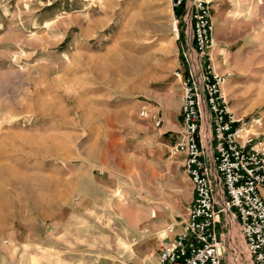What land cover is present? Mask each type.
Here are the masks:
<instances>
[{
  "label": "rangeland",
  "instance_id": "374dc122",
  "mask_svg": "<svg viewBox=\"0 0 264 264\" xmlns=\"http://www.w3.org/2000/svg\"><path fill=\"white\" fill-rule=\"evenodd\" d=\"M211 6L226 61L247 63L227 77L231 106L256 114L264 0ZM186 15L171 0H0V264L158 262L193 191L165 131L193 46ZM238 20L243 32H223ZM233 236L222 264H251Z\"/></svg>",
  "mask_w": 264,
  "mask_h": 264
},
{
  "label": "built area",
  "instance_id": "2783aa9c",
  "mask_svg": "<svg viewBox=\"0 0 264 264\" xmlns=\"http://www.w3.org/2000/svg\"><path fill=\"white\" fill-rule=\"evenodd\" d=\"M171 3L187 13L193 46L176 72L183 85V125L170 154L182 159L194 197L181 233L162 244L157 264H222L221 215L223 227L239 230L251 264H264V109L238 116L231 106L225 84L233 74L217 72L209 53L215 32L211 1ZM140 116L162 124L147 108Z\"/></svg>",
  "mask_w": 264,
  "mask_h": 264
},
{
  "label": "crops",
  "instance_id": "0c3cea01",
  "mask_svg": "<svg viewBox=\"0 0 264 264\" xmlns=\"http://www.w3.org/2000/svg\"><path fill=\"white\" fill-rule=\"evenodd\" d=\"M210 1L212 3L213 0H210ZM222 28H223V32H228V33L229 32H243L244 31V23L239 22V20H238L234 24L223 25ZM214 33H215L214 34V42H213L212 46L210 47V52H209L212 59H213L214 67H215L217 72L225 73L228 71L234 75V73H233L234 70L232 69L233 66H231L232 64L230 62L226 61L225 54L223 53V49H224L223 44L224 43L221 40H222V38H224L226 36H222V34H219L218 28H217V31ZM237 75H240V74H237ZM225 90H226V92L228 90L227 94L230 95L231 90H230L229 86L227 89V84L225 85ZM159 118L162 120L161 126H163L164 118L163 117H159ZM165 118H166V123H167L166 127H165L166 134H169V133L174 134L173 135L174 139L171 142V144H172L178 139V137L181 133V130H182L183 123H182V116H181V103L179 104L178 111L176 114H171V116H170V114H166ZM171 144H170V146H171ZM170 146H169V154H170ZM170 156H171V154H170ZM172 158H176V157H172ZM177 159L182 162L181 158L177 157ZM192 187H193V185H192ZM193 197H194V190L192 191V198H191L190 202L192 201ZM220 219H221L220 220L221 224H220V229H219V239L221 241L222 254L224 256H227V258H229V259H230V257L235 258L237 256L236 248L239 246H238V240H237V238H235V236H233V233H234V230H236L239 233V230L237 228L230 229V228L223 227V220H225V218L223 215H221ZM182 229H183V224H182L180 230L178 229L174 234H172L173 236H171L170 240H168V241L174 240L176 238V236L181 233ZM167 239H168L167 237L164 238L162 244L165 242H168ZM238 239H239L240 246L242 247L243 239L241 238V236Z\"/></svg>",
  "mask_w": 264,
  "mask_h": 264
},
{
  "label": "bare ground",
  "instance_id": "6f19581e",
  "mask_svg": "<svg viewBox=\"0 0 264 264\" xmlns=\"http://www.w3.org/2000/svg\"><path fill=\"white\" fill-rule=\"evenodd\" d=\"M221 31V29H220ZM222 33V32H221ZM238 57L236 58V64L232 67L234 72L236 74H242L244 72V69L247 67V63L245 61V56L243 54L237 55ZM134 60V59H133ZM132 60V61H133ZM131 61V60H130ZM137 61V60H136ZM227 82V81H226ZM226 85V84H225ZM229 96V95H228ZM264 96V94H263ZM262 97V95H261ZM152 215V214H151ZM239 252V251H238ZM238 256V255H237ZM237 258V257H236Z\"/></svg>",
  "mask_w": 264,
  "mask_h": 264
}]
</instances>
